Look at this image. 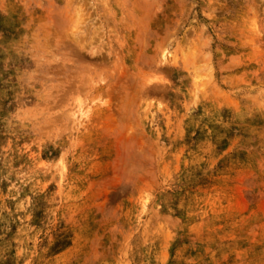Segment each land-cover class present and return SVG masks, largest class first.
<instances>
[{
	"label": "rangeland",
	"instance_id": "obj_1",
	"mask_svg": "<svg viewBox=\"0 0 264 264\" xmlns=\"http://www.w3.org/2000/svg\"><path fill=\"white\" fill-rule=\"evenodd\" d=\"M0 264H264V0H0Z\"/></svg>",
	"mask_w": 264,
	"mask_h": 264
}]
</instances>
